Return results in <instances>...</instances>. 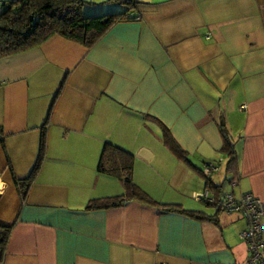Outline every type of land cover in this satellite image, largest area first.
<instances>
[{
    "label": "crops",
    "instance_id": "crops-1",
    "mask_svg": "<svg viewBox=\"0 0 264 264\" xmlns=\"http://www.w3.org/2000/svg\"><path fill=\"white\" fill-rule=\"evenodd\" d=\"M84 1L134 18L0 59V264H247L245 217L195 196L264 205V0ZM130 158L155 205L87 210L128 193Z\"/></svg>",
    "mask_w": 264,
    "mask_h": 264
},
{
    "label": "trees",
    "instance_id": "trees-1",
    "mask_svg": "<svg viewBox=\"0 0 264 264\" xmlns=\"http://www.w3.org/2000/svg\"><path fill=\"white\" fill-rule=\"evenodd\" d=\"M115 4H125L126 6L137 5L136 0H110ZM84 0H14L7 1L0 6V59L14 56L31 48L40 46L54 36L63 37L69 41L78 43L88 49L95 44L117 23L134 18L129 9L111 14L88 16L84 8L88 5ZM225 132V131H223ZM0 130V134H1ZM228 138V137H225ZM171 149L182 156V150L177 145L171 132L166 138ZM226 148L232 153L228 139ZM119 150V149H118ZM108 149L104 151L99 166V172H107L104 158L108 154ZM120 153L126 155L124 151ZM233 155V154H231ZM233 160V159H232ZM133 165L131 158L128 160L122 171L126 173L123 181L126 183L128 193L125 196L94 200L87 210H108L120 208L130 200L145 201L153 204L146 194H144L132 181ZM37 171L33 173V177ZM28 184L29 183V180ZM27 184L26 188L29 187ZM25 187H22L23 194H26ZM220 189V187H218ZM222 192V189H220ZM219 200V198H218ZM155 205V203H154ZM164 211L187 214L199 218L196 213L188 212L179 206H165ZM12 228L0 227V251L4 252L8 246Z\"/></svg>",
    "mask_w": 264,
    "mask_h": 264
},
{
    "label": "built area",
    "instance_id": "built-area-1",
    "mask_svg": "<svg viewBox=\"0 0 264 264\" xmlns=\"http://www.w3.org/2000/svg\"><path fill=\"white\" fill-rule=\"evenodd\" d=\"M195 198L196 200L206 199L207 202L217 205L219 209L227 213L242 214L248 222L247 229L241 234L243 241L249 248L250 255L247 264H264V241L262 237L264 205L260 199L252 194H246L238 200L233 195H227L219 200L211 198L209 200L208 192L196 195Z\"/></svg>",
    "mask_w": 264,
    "mask_h": 264
},
{
    "label": "water",
    "instance_id": "water-1",
    "mask_svg": "<svg viewBox=\"0 0 264 264\" xmlns=\"http://www.w3.org/2000/svg\"><path fill=\"white\" fill-rule=\"evenodd\" d=\"M218 171H219V169L214 170L213 172L209 173V176L213 175L214 172H218ZM219 187H221V186H219Z\"/></svg>",
    "mask_w": 264,
    "mask_h": 264
},
{
    "label": "rangeland",
    "instance_id": "rangeland-1",
    "mask_svg": "<svg viewBox=\"0 0 264 264\" xmlns=\"http://www.w3.org/2000/svg\"><path fill=\"white\" fill-rule=\"evenodd\" d=\"M0 11H2V10H0ZM101 16V15H100ZM245 107H243V109H244ZM228 186H229V184H228V182H225Z\"/></svg>",
    "mask_w": 264,
    "mask_h": 264
}]
</instances>
